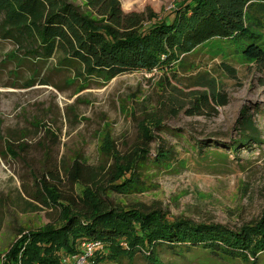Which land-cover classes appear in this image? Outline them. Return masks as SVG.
Here are the masks:
<instances>
[{
    "label": "rangeland",
    "instance_id": "rangeland-1",
    "mask_svg": "<svg viewBox=\"0 0 264 264\" xmlns=\"http://www.w3.org/2000/svg\"><path fill=\"white\" fill-rule=\"evenodd\" d=\"M181 1L120 0L126 13L146 15L152 10L160 17L171 15ZM13 49L10 42L0 43V264L20 231L58 224L56 209L31 198L38 189L36 179L53 173L60 182H52L66 190V170L80 158L96 169L105 167L106 178L112 166V160L102 154L106 136L122 155L137 153L139 148L150 153L139 170L141 191L108 190L116 206L158 209L170 220L185 218L232 230L262 216L264 74L227 55L226 42L214 39L177 64L108 81L78 76L75 68H62L56 59L25 60L18 66L7 58ZM224 63L235 69L236 76L228 73ZM31 77L35 82L28 86ZM212 88L223 93L227 103L212 102L201 106L200 114H190L199 99L211 97ZM248 116L261 141L233 152L230 146L250 134L242 127ZM142 122L153 137L147 147L140 134ZM8 142L14 154L6 149ZM161 150L171 152L168 166L155 161ZM159 249L163 264H248L241 259L209 261L199 248L164 245ZM179 249L185 254H175ZM100 264L150 262L137 253Z\"/></svg>",
    "mask_w": 264,
    "mask_h": 264
},
{
    "label": "trees",
    "instance_id": "trees-1",
    "mask_svg": "<svg viewBox=\"0 0 264 264\" xmlns=\"http://www.w3.org/2000/svg\"><path fill=\"white\" fill-rule=\"evenodd\" d=\"M81 2L0 0V43L14 46L7 58L18 66L25 60L40 63L56 59L62 68H75L78 76L108 81L125 73L153 72L177 64L196 48L219 39L228 44L227 55L252 64L264 74V0H182L171 15L163 17L152 10L146 15L126 13L120 0ZM224 64L228 73L236 76L235 69ZM34 82L31 77L26 85ZM211 91V97L199 99L190 114H200L201 106L212 102L227 103L223 93L214 88ZM153 124L160 125L158 121ZM242 127L250 134L230 146L233 152H238L241 145L261 141L249 116L242 121ZM140 134L147 147L153 137L144 122L140 124ZM6 149L14 154L10 142ZM101 149L112 160L106 178L102 175L105 167L96 169L80 158L66 170V190L52 182H60L53 173L36 179L38 189L31 198L56 209L58 224L20 231V237L5 252L3 264H61L62 257L77 253L84 240L103 243L104 249L95 257L96 264L133 258L137 253L150 264H163L159 248L164 245L202 249L209 261L241 259L260 264L264 257V212L258 220L232 230L185 218L170 220L158 209L116 206L108 190L141 191L139 170L149 160V149L122 155L109 136ZM170 158V151L161 150L155 161L168 166ZM127 173L129 178L125 177ZM184 249L175 254L184 255Z\"/></svg>",
    "mask_w": 264,
    "mask_h": 264
},
{
    "label": "built area",
    "instance_id": "built-area-1",
    "mask_svg": "<svg viewBox=\"0 0 264 264\" xmlns=\"http://www.w3.org/2000/svg\"><path fill=\"white\" fill-rule=\"evenodd\" d=\"M102 249L103 243L100 240H84L77 253L62 257L61 264H96L95 257Z\"/></svg>",
    "mask_w": 264,
    "mask_h": 264
}]
</instances>
